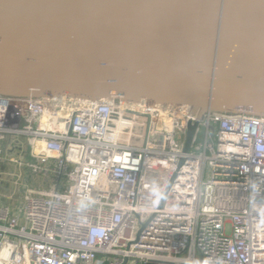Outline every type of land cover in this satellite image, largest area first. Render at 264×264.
Instances as JSON below:
<instances>
[{"label":"built area","instance_id":"1","mask_svg":"<svg viewBox=\"0 0 264 264\" xmlns=\"http://www.w3.org/2000/svg\"><path fill=\"white\" fill-rule=\"evenodd\" d=\"M8 162L45 185L0 201V264H264V115L0 93Z\"/></svg>","mask_w":264,"mask_h":264},{"label":"water","instance_id":"2","mask_svg":"<svg viewBox=\"0 0 264 264\" xmlns=\"http://www.w3.org/2000/svg\"><path fill=\"white\" fill-rule=\"evenodd\" d=\"M0 93L264 115V0H0Z\"/></svg>","mask_w":264,"mask_h":264},{"label":"rangeland","instance_id":"3","mask_svg":"<svg viewBox=\"0 0 264 264\" xmlns=\"http://www.w3.org/2000/svg\"><path fill=\"white\" fill-rule=\"evenodd\" d=\"M129 132L131 140H135L138 138L139 131L135 126H132ZM15 166L16 164L8 162L1 165L0 167V200H6V202H8L13 207L17 206L18 210L16 211V213L18 215V218L22 222L24 219V212L22 211L23 201L21 197L23 188L26 185L36 186L37 183H40V185L45 184L41 179V172H36V174L33 175L25 170L18 169ZM17 179L20 180L17 181ZM15 181L17 183H15Z\"/></svg>","mask_w":264,"mask_h":264},{"label":"crops","instance_id":"4","mask_svg":"<svg viewBox=\"0 0 264 264\" xmlns=\"http://www.w3.org/2000/svg\"><path fill=\"white\" fill-rule=\"evenodd\" d=\"M38 184V183H37ZM30 186H33V185H30ZM22 195V194H21ZM1 201V200H0ZM2 202H4V203H6V204H8V205H10L8 202H6V200H3ZM15 211H17L18 210V207L17 206H12V205H10Z\"/></svg>","mask_w":264,"mask_h":264}]
</instances>
